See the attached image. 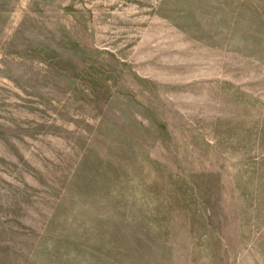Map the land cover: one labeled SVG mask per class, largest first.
I'll use <instances>...</instances> for the list:
<instances>
[{"label": "rangeland", "instance_id": "374dc122", "mask_svg": "<svg viewBox=\"0 0 264 264\" xmlns=\"http://www.w3.org/2000/svg\"><path fill=\"white\" fill-rule=\"evenodd\" d=\"M0 264H264V0H0Z\"/></svg>", "mask_w": 264, "mask_h": 264}]
</instances>
